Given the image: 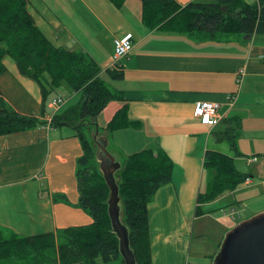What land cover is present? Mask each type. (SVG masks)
<instances>
[{"label": "crops", "instance_id": "0c3cea01", "mask_svg": "<svg viewBox=\"0 0 264 264\" xmlns=\"http://www.w3.org/2000/svg\"><path fill=\"white\" fill-rule=\"evenodd\" d=\"M174 1L184 7L207 0ZM243 1L255 4L259 0ZM28 2L37 27L54 46L85 52L102 73L111 63L113 40L131 34L132 49L120 61L122 78L111 80L110 85L124 102L108 103L95 119V127L107 138V150L120 164L147 148L165 151L173 162L171 183L161 187L148 205L152 264H211L220 243L215 245L217 241L211 242L200 230L193 245L190 220L193 208L198 217L195 208L204 154L222 151L225 143H215L211 133L217 125L202 124L194 107L198 102H215L220 105L221 120L240 117L238 148L244 151L246 139L255 148L252 156H264V35L216 42L200 35L149 30L141 23L138 0H126L121 8L109 0ZM7 59L3 61L7 71L0 75L3 98L19 114L46 123L0 136V229L34 236L91 224V217L76 206V161L82 155L79 140L68 126L50 125L56 111L49 103L50 111L46 108L41 114L38 86ZM124 104L135 125L105 132ZM248 178V183L206 207L235 209L239 218L245 216L241 221L264 212V167H257ZM205 214L201 216L212 218ZM229 225H224L218 238L231 229Z\"/></svg>", "mask_w": 264, "mask_h": 264}, {"label": "trees", "instance_id": "16d2710c", "mask_svg": "<svg viewBox=\"0 0 264 264\" xmlns=\"http://www.w3.org/2000/svg\"><path fill=\"white\" fill-rule=\"evenodd\" d=\"M121 8L126 0H109ZM140 20L149 29H165L189 36L222 42L234 38L264 35V0L247 4L243 0L191 2L181 7L174 0H138ZM12 60L23 77L33 81L42 98L41 114L47 103L65 84L80 93L78 104L54 113L53 128L68 126L79 140L82 155L76 161L78 202L76 206L91 217L86 226H76L34 236H19L0 229V264H104L119 261L118 239L107 213L109 190L95 157L94 141L85 130L110 102H124L120 92L106 79L119 80L121 71L98 67L85 52L54 46L39 30L29 11L28 0H0V75L7 71L4 59ZM103 74V75H102ZM46 122L19 114L0 91V136L20 133ZM135 125L122 105L108 122L105 132ZM242 130L238 116L222 119L211 135L215 143L227 144L230 154L207 150L203 169L210 175L204 194H198L195 215H203L202 204L235 190L249 177L239 172L234 160L240 155L237 140ZM173 162L163 150L144 149L130 154L115 173L120 198V220L128 230L129 246L137 264H152L147 210L156 192L171 183ZM66 201V199H65Z\"/></svg>", "mask_w": 264, "mask_h": 264}, {"label": "water", "instance_id": "95a60500", "mask_svg": "<svg viewBox=\"0 0 264 264\" xmlns=\"http://www.w3.org/2000/svg\"><path fill=\"white\" fill-rule=\"evenodd\" d=\"M92 122L96 124L95 120ZM92 140L99 170L109 190L107 213L112 232L118 239L119 255L124 264H137L129 246L128 230L120 220V198L115 173L121 164L108 152V140L104 135H99L96 127ZM211 264H264V212L232 227L225 234Z\"/></svg>", "mask_w": 264, "mask_h": 264}, {"label": "rangeland", "instance_id": "374dc122", "mask_svg": "<svg viewBox=\"0 0 264 264\" xmlns=\"http://www.w3.org/2000/svg\"><path fill=\"white\" fill-rule=\"evenodd\" d=\"M205 3H213V0H207ZM7 60H8L9 63L14 64V62H12L10 59H7ZM106 83H107V85L109 87H112V86H110L111 83H112L111 80L106 79ZM57 97H62L65 100V104L61 105L58 108V110H57L58 113H61L62 111H64V110H66V109H68L70 107H73L76 104H78L79 101H80L81 95H80V93L73 92L71 89L68 88L67 85L63 84L61 89L58 92ZM54 98H56V96ZM54 98H51L47 104L49 105V103ZM48 105L46 106L47 112L50 111V110H48L49 109ZM52 111H53V109H52ZM97 120H98V125L101 127L103 125L102 116L100 115ZM93 131H94V129L93 130H89V129L85 130V134L87 135V138L89 140L92 139ZM248 142L249 141L246 140V139H244V141L242 142L243 143L242 144V148L244 150L243 152L238 148L240 155L235 158L234 165H235V168L239 172H241L243 174H247V175H252V174H255V171H256L257 167H261V166L264 167V156H252L253 155L252 151H254L255 148H253L251 145H248L247 144ZM224 146L225 147L221 148L222 149L221 152H223L225 154H230L228 145L224 144ZM94 148H95V151H96L95 144H94ZM244 153H248V154H244ZM253 159H255V160H253ZM248 160H251V161L248 162ZM252 163H254V164H252ZM250 164H252V165H250ZM202 172H203V174H202V178H201V188H200V190L198 192L199 194H204V192H205V190L207 188L208 179H209L208 171L203 169ZM257 177L258 176L253 175L254 180H257L258 179ZM262 177H263V173H262ZM197 196H198V194H197ZM221 196H219V197H221ZM219 197H217V198H219ZM195 203H196V196L194 198L193 205ZM201 209H202L203 212L206 213L205 215L211 216L212 218L204 217V216H198V217L195 218L194 217V208H193L192 218L190 220L191 235H192V232H193V235H192L193 245L196 244L197 241L199 240L197 235L199 234L200 230H203V231H205L207 233L208 238H209V240L211 242L217 241V242H215L216 243L215 245H219V243L221 244L225 234L230 230L229 229L228 231H226L224 233L223 238H221V239L218 238L220 233H221V231H222V228L224 227V225H226V223L229 222L230 223L229 226H231V229H232V227H234L236 224H238L241 221V219H243V217H245L243 215L241 218H239L238 216L240 215V212L235 210V209H229L228 207H226L224 209L223 208L220 209L218 207L207 208L206 204H202L201 205ZM223 212H225V214H223ZM225 215L228 216L232 220H234L235 218H237V219L235 221H231L228 217H225ZM220 219H224V220L223 221L222 220L218 221ZM195 220H197V221H195ZM218 249H219V246L217 248V252H218ZM97 262H98V264H104L100 259ZM109 264H120V262L119 261H113V262H110Z\"/></svg>", "mask_w": 264, "mask_h": 264}, {"label": "built area", "instance_id": "2783aa9c", "mask_svg": "<svg viewBox=\"0 0 264 264\" xmlns=\"http://www.w3.org/2000/svg\"><path fill=\"white\" fill-rule=\"evenodd\" d=\"M132 49V36L131 34H126L121 38H115L113 40V52H112V60L109 66L105 70L109 71H120V61L124 59ZM239 82V77L237 79ZM65 104V100L62 97H56L51 102L50 105L52 108L57 111L61 105ZM219 108L220 105L215 102H198L194 107V115L198 118V120L202 124H206L209 126H216L221 118L219 116ZM255 160V159H253ZM251 160H248L250 162ZM249 178L245 180L244 183H248Z\"/></svg>", "mask_w": 264, "mask_h": 264}]
</instances>
